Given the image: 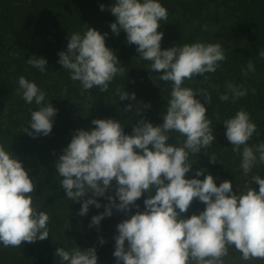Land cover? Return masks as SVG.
<instances>
[{"label": "clouds", "instance_id": "obj_1", "mask_svg": "<svg viewBox=\"0 0 264 264\" xmlns=\"http://www.w3.org/2000/svg\"><path fill=\"white\" fill-rule=\"evenodd\" d=\"M100 10H105L103 4ZM108 10L116 17L110 24L112 32L119 35L123 30L127 43L137 46L139 57L151 62L150 70L160 73V80L172 82L171 98L162 124L154 126L140 118L131 135L125 134L120 121L110 118L92 120L95 127L90 130L77 129L55 162L66 198L82 201L79 214L87 215L90 205L101 207L95 197L105 196L115 180V195L106 197L105 211L93 216L89 226L98 227L113 208L130 214L116 226V264H223L231 247L245 261L264 260V178L253 176L258 190L246 184L244 191L234 189L230 180L217 186L216 178L201 169L195 176L204 175V179L186 178L193 166L190 154L207 149L216 137L205 107L211 102L210 94L182 85L217 70L226 59L221 44L195 42L162 50L164 33L158 29L168 19V11L159 0H114ZM106 36L88 27L82 35H69L67 51L58 53V63L69 71L72 81H79L82 94L93 88L105 92L117 75L124 74L117 55L106 46ZM259 57L264 59V51ZM26 61L42 73L46 70L43 57ZM249 71H255L251 61L244 75ZM18 85L26 103L40 106L30 113V128L24 126L22 131L33 138L48 136L57 109L45 103L46 92L35 82L21 75ZM226 88L233 100L246 95V90L232 83ZM117 95L120 101L136 98L135 93L120 89ZM219 99L227 101L229 95L226 92ZM125 111H132V105ZM223 124L232 151L242 156L240 167L245 175L257 163H264V143L248 146L257 132L249 113L241 109ZM171 131L185 137L182 145L168 143ZM208 157L210 163L217 162L215 155ZM36 187L21 160L0 144V244L5 248H21L24 242L49 237L50 216L34 206L31 195ZM88 193L92 196L84 199ZM144 194V210L139 211L136 202ZM194 199L205 204V209L184 218ZM133 206L137 211L131 214ZM99 242L105 243L102 237ZM54 255L62 264H98L95 247L56 248Z\"/></svg>", "mask_w": 264, "mask_h": 264}, {"label": "trees", "instance_id": "obj_2", "mask_svg": "<svg viewBox=\"0 0 264 264\" xmlns=\"http://www.w3.org/2000/svg\"><path fill=\"white\" fill-rule=\"evenodd\" d=\"M168 11V19L161 21L158 31L164 33L162 50L195 42L221 44L226 59L214 73H205L192 80H185L182 87L194 90L204 89L211 96L207 116L212 121L215 141L206 149V166L200 162V153L190 154L192 171L186 178L196 177L198 169L205 175L216 178L217 186L224 180L232 181L233 188L244 191L245 185L257 188L253 176L264 178V163H257L245 175L241 169L242 156L232 151L226 138L224 121L235 116L239 110L250 114L257 126V132L248 141V146L264 143V59L259 53L264 51V0H159ZM114 0H0V144L21 160L29 175L37 184L32 193L34 206L50 216L49 237L35 243L24 242L21 248H5L0 244V264H62L55 257L56 248L71 251L95 247L98 264H116L114 236L118 234L117 224L129 217V213L112 209L98 227H90L93 216L103 213L109 203L107 196L115 195V180L105 196L95 197L101 204L89 206L87 215H80L81 202L66 198L60 187L62 177L55 169V162L70 143L77 129L90 130L94 119H114L120 121L125 134H132L140 118L154 126L163 123L167 102L171 98L172 82L159 79L160 73L150 70V61L131 55L125 44L126 33L112 32L110 24L116 17L108 10ZM105 10H100V5ZM207 26V30H204ZM92 27L107 33L106 46L115 52L124 74L117 75L108 90L99 88L83 92L79 81H72L68 70L58 63L61 51H67L69 35H81ZM219 28L221 29L219 31ZM137 48L136 45H134ZM33 56L47 60L42 73L26 60ZM255 66L248 72V62ZM23 75L46 92L45 103L57 109L53 117L52 132L48 136L33 138L23 132L30 128V113L40 106L26 103L18 94V78ZM207 77L205 79L204 77ZM232 83L246 90V95L233 100L226 85ZM117 89L135 93V100L120 101ZM229 95V100L221 101L220 95ZM203 103V97L197 94ZM132 105V111H125ZM144 105H150L145 108ZM140 109L139 115L137 110ZM169 144L180 146L185 139L179 132L171 131ZM243 146H241L242 152ZM215 155L217 162L210 163L208 156ZM220 162V163H219ZM92 196L88 193L84 199ZM144 194L137 204L144 210ZM119 202V201H117ZM205 204L194 199L184 218L199 214ZM137 211L135 206L131 214ZM105 243L100 244V238ZM127 243V242H126ZM223 264H264V260H243L234 247L229 248Z\"/></svg>", "mask_w": 264, "mask_h": 264}, {"label": "rangeland", "instance_id": "obj_3", "mask_svg": "<svg viewBox=\"0 0 264 264\" xmlns=\"http://www.w3.org/2000/svg\"><path fill=\"white\" fill-rule=\"evenodd\" d=\"M220 30L221 29L219 28V31ZM125 44L130 47V51L132 52L131 55H133L134 57L135 56H137V57L139 56V53L136 51V48H135L134 44L127 43V39L125 40ZM205 153H206V149H202L201 152H200V162H201V165L203 167L206 166V164H207Z\"/></svg>", "mask_w": 264, "mask_h": 264}]
</instances>
